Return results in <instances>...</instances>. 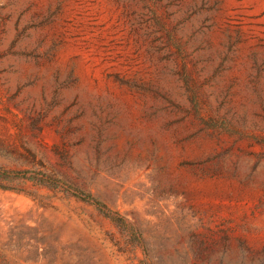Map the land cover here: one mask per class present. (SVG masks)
I'll return each mask as SVG.
<instances>
[{"label": "rangeland", "instance_id": "1", "mask_svg": "<svg viewBox=\"0 0 264 264\" xmlns=\"http://www.w3.org/2000/svg\"><path fill=\"white\" fill-rule=\"evenodd\" d=\"M0 167V264H264V0H0Z\"/></svg>", "mask_w": 264, "mask_h": 264}, {"label": "trees", "instance_id": "2", "mask_svg": "<svg viewBox=\"0 0 264 264\" xmlns=\"http://www.w3.org/2000/svg\"><path fill=\"white\" fill-rule=\"evenodd\" d=\"M0 179H31V177L28 176V172L26 171L11 170V169L0 167ZM32 179H37V181H39L40 183H46V184L54 185L57 187H66L65 190L67 192H70L74 197L94 205L98 210H100L107 216L110 213L104 204L94 199L90 194L84 193L70 186H66L65 184H63L62 182L58 180L51 179L44 175L38 176L37 178H32Z\"/></svg>", "mask_w": 264, "mask_h": 264}]
</instances>
